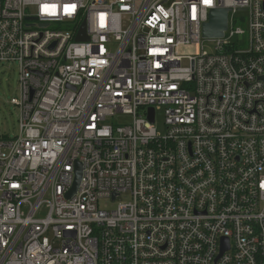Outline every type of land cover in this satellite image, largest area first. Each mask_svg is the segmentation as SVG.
I'll return each mask as SVG.
<instances>
[{
	"label": "built area",
	"instance_id": "2783aa9c",
	"mask_svg": "<svg viewBox=\"0 0 264 264\" xmlns=\"http://www.w3.org/2000/svg\"><path fill=\"white\" fill-rule=\"evenodd\" d=\"M0 63V264H264V0H0Z\"/></svg>",
	"mask_w": 264,
	"mask_h": 264
},
{
	"label": "rangeland",
	"instance_id": "374dc122",
	"mask_svg": "<svg viewBox=\"0 0 264 264\" xmlns=\"http://www.w3.org/2000/svg\"><path fill=\"white\" fill-rule=\"evenodd\" d=\"M235 17H243L244 12H238ZM215 43L204 40L202 43L203 51L212 54L214 52ZM187 54V53H186ZM18 71L16 63H0V138H13L18 134L17 125V108L10 104L11 98L17 93ZM129 118L117 119V124H124L129 122ZM155 128L159 134L164 132L163 114L162 111H157L154 122ZM107 209H112L113 204L101 203Z\"/></svg>",
	"mask_w": 264,
	"mask_h": 264
},
{
	"label": "water",
	"instance_id": "95a60500",
	"mask_svg": "<svg viewBox=\"0 0 264 264\" xmlns=\"http://www.w3.org/2000/svg\"><path fill=\"white\" fill-rule=\"evenodd\" d=\"M229 9H214L210 11L208 21L203 25L202 38L215 39L223 37V33L227 29L228 13ZM88 38L85 35V26L83 25L80 33L76 37V41H86ZM150 121H153V110L150 109ZM75 177L70 191L67 193L66 198L72 197L79 186L81 178V166L77 163L75 166ZM226 248L222 249L224 251Z\"/></svg>",
	"mask_w": 264,
	"mask_h": 264
},
{
	"label": "snow or ice",
	"instance_id": "6c2138e0",
	"mask_svg": "<svg viewBox=\"0 0 264 264\" xmlns=\"http://www.w3.org/2000/svg\"><path fill=\"white\" fill-rule=\"evenodd\" d=\"M47 7V6H46Z\"/></svg>",
	"mask_w": 264,
	"mask_h": 264
}]
</instances>
